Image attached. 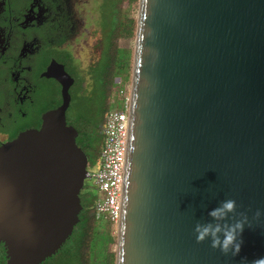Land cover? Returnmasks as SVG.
Segmentation results:
<instances>
[{"label": "water", "instance_id": "95a60500", "mask_svg": "<svg viewBox=\"0 0 264 264\" xmlns=\"http://www.w3.org/2000/svg\"><path fill=\"white\" fill-rule=\"evenodd\" d=\"M52 75L63 85L62 105L43 115L40 129L0 146L7 264L57 254L83 210L89 159L66 119L74 79ZM130 99L116 264L264 257V0H140ZM229 198L252 223L235 257L194 233Z\"/></svg>", "mask_w": 264, "mask_h": 264}, {"label": "flooded vegetation", "instance_id": "af4514ba", "mask_svg": "<svg viewBox=\"0 0 264 264\" xmlns=\"http://www.w3.org/2000/svg\"><path fill=\"white\" fill-rule=\"evenodd\" d=\"M80 1L0 0V146L40 129L43 115L62 105L63 85L52 75L62 71L74 79L66 119L77 129L78 107L71 106L76 76L85 79L82 50L73 45L83 26L75 10ZM82 87L78 104L89 94ZM92 189L85 182L82 196Z\"/></svg>", "mask_w": 264, "mask_h": 264}, {"label": "trees", "instance_id": "16d2710c", "mask_svg": "<svg viewBox=\"0 0 264 264\" xmlns=\"http://www.w3.org/2000/svg\"><path fill=\"white\" fill-rule=\"evenodd\" d=\"M140 0H102L99 5L100 39L97 42L98 59L90 67L91 89L88 95H81L82 103L76 100L80 97L79 91L83 88L85 79L76 76V89L74 91L71 109L78 107L75 116V125L80 133L77 144L83 149L89 159V167L94 155L100 154L92 145V134L95 130L101 131L106 121L107 113L111 109V102L118 90V84L128 82L132 78L134 50L120 47L122 39L136 37ZM135 14V16H132ZM119 80V82H118ZM129 82V83H130ZM83 210L80 213V221L76 225L72 236L64 246L51 258L42 264H94L97 259V241L104 231L101 220L95 216L94 201L89 200V194L82 196ZM108 224L113 226L111 223ZM110 228V227H109ZM107 244L104 246L106 249ZM98 253V254H97ZM105 259L104 264H115L116 252ZM107 255V254H106ZM98 261V260H97ZM0 264H7L6 249L0 243Z\"/></svg>", "mask_w": 264, "mask_h": 264}, {"label": "built area", "instance_id": "2783aa9c", "mask_svg": "<svg viewBox=\"0 0 264 264\" xmlns=\"http://www.w3.org/2000/svg\"><path fill=\"white\" fill-rule=\"evenodd\" d=\"M129 100V103L126 102ZM130 93L125 96L126 109H110L102 128L104 143L100 151L101 164L98 168L88 167L89 184L103 193L95 207L98 220L113 226L119 225L122 217V202L126 182V167L130 141Z\"/></svg>", "mask_w": 264, "mask_h": 264}, {"label": "rangeland", "instance_id": "374dc122", "mask_svg": "<svg viewBox=\"0 0 264 264\" xmlns=\"http://www.w3.org/2000/svg\"><path fill=\"white\" fill-rule=\"evenodd\" d=\"M102 0H81L77 3L75 8L78 18L83 23V26L80 28V33L76 37L73 42L74 47L81 49L82 52L80 54L81 57V70L84 73L85 82L84 86L86 90L91 89V75H90V67L95 63L98 59V51H97V42L100 39V26H99V5ZM136 16L139 13V9L135 10ZM135 16V14H132ZM136 46V37L132 39H122L120 42V47L125 49H130L135 51ZM132 81V78H131ZM119 82V80H118ZM121 82L118 84V90L116 95H114L111 102V109L116 111H123L126 109L127 105L125 103V96L130 93L131 82ZM129 103V100H126ZM127 112V110H125ZM92 145L96 149L101 151V148L104 143V135L101 131L95 130L94 134H92ZM101 164L100 154L94 155L90 166L98 168ZM89 183V181H86ZM89 200L94 204L97 203L100 199L103 198V193L92 189L89 193ZM102 224L104 226V231L100 237V240L97 241V247L101 249L98 251L97 259H94V264H104L105 259H109L108 254H110V258L113 256V252L117 250V242H118V228L119 225L110 226L107 221L103 220ZM110 227V228H109ZM110 247L104 248L105 245ZM107 254V255H106ZM98 260V261H97ZM116 264V260H115Z\"/></svg>", "mask_w": 264, "mask_h": 264}, {"label": "clouds", "instance_id": "9594fccd", "mask_svg": "<svg viewBox=\"0 0 264 264\" xmlns=\"http://www.w3.org/2000/svg\"><path fill=\"white\" fill-rule=\"evenodd\" d=\"M233 214V217H229ZM239 219H235V216ZM262 212L257 209L253 215V220H259ZM211 217L210 222L201 223L196 222L194 226V233L196 235V242L203 243L206 239H210L211 248L219 249L224 255L231 253L233 257L237 256L241 250L243 240L240 238L245 225L249 228L252 223L246 212L237 213V203L234 199H226L220 201L219 205L208 212ZM229 219H233L229 223ZM241 264H264V257L257 258L249 262L247 258H242Z\"/></svg>", "mask_w": 264, "mask_h": 264}]
</instances>
